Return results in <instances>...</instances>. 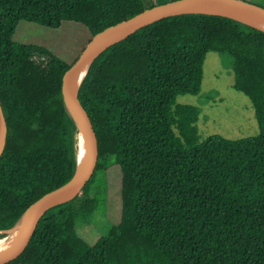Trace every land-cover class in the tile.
<instances>
[{"label":"trees","instance_id":"1","mask_svg":"<svg viewBox=\"0 0 264 264\" xmlns=\"http://www.w3.org/2000/svg\"><path fill=\"white\" fill-rule=\"evenodd\" d=\"M170 1L0 0V231L75 172L65 71L96 33ZM62 26L85 34L69 63L40 40ZM208 52L233 58L232 88L249 98L256 136L200 141L198 108L175 102L199 92ZM77 97L97 139L94 173L6 264H264V31L213 15L159 20L100 53ZM98 174L109 228L89 243L77 227L96 210Z\"/></svg>","mask_w":264,"mask_h":264},{"label":"water","instance_id":"2","mask_svg":"<svg viewBox=\"0 0 264 264\" xmlns=\"http://www.w3.org/2000/svg\"><path fill=\"white\" fill-rule=\"evenodd\" d=\"M236 12L246 14L264 24V8L244 0H174L147 8L124 21L105 28L92 37L74 64L65 71L61 81V96L64 107L76 129L78 130V126L83 136L87 154L86 160L78 168L76 158V168L72 177L61 186L38 198L24 211L19 218L22 219L19 236L13 244L0 253V264H6L16 259L27 246L39 219L44 213L79 194L94 173L98 160V145L90 119L77 97L79 85L84 78L83 76L77 83L78 72L82 69L87 71L90 63L108 47L145 26L169 17L190 14L221 16L264 31V29L234 16L233 14ZM71 113L76 119L72 117ZM6 134V121L0 105V157L4 151Z\"/></svg>","mask_w":264,"mask_h":264},{"label":"rangeland","instance_id":"3","mask_svg":"<svg viewBox=\"0 0 264 264\" xmlns=\"http://www.w3.org/2000/svg\"><path fill=\"white\" fill-rule=\"evenodd\" d=\"M250 1L264 6L261 3L264 0ZM84 38L83 31L73 30L72 26H62L59 31L44 33L40 40L69 63L81 48ZM232 66L233 58L229 55L208 52L202 64L199 92L196 95L176 97L177 104L198 108L196 126L200 141L212 135L240 140L258 134V125L249 98L232 88ZM90 195L95 198L96 210L88 224L77 227V233L82 239L92 243L109 228L104 217L106 190L102 174L96 175L95 186Z\"/></svg>","mask_w":264,"mask_h":264},{"label":"bare ground","instance_id":"4","mask_svg":"<svg viewBox=\"0 0 264 264\" xmlns=\"http://www.w3.org/2000/svg\"><path fill=\"white\" fill-rule=\"evenodd\" d=\"M233 15L236 16L237 18H239L240 20L246 21L248 23L254 24V25L264 29V24L259 22L256 19H254L253 17H250L246 14L239 13V12H236ZM85 72H86L85 69H82L78 72L77 83H79L81 78L83 76H85L84 75ZM71 115L74 119H76L72 113H71ZM77 128H78V130H77V133L75 135V147H76V158L78 161V168H80L84 164L87 154H86L83 136H82L78 126H77ZM21 227H22V219H19L13 226H11V228L4 230V231H0V253L3 252L4 250H6L11 244H13V242H15V240L19 236V232L21 230Z\"/></svg>","mask_w":264,"mask_h":264}]
</instances>
